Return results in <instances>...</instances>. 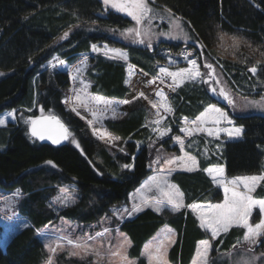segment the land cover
I'll return each mask as SVG.
<instances>
[{
    "label": "trees",
    "instance_id": "16d2710c",
    "mask_svg": "<svg viewBox=\"0 0 264 264\" xmlns=\"http://www.w3.org/2000/svg\"><path fill=\"white\" fill-rule=\"evenodd\" d=\"M151 6L169 9L180 16L194 38L206 47L201 50L193 44L167 42H159L150 52L146 47H128L118 37L131 25V20L125 13L105 9L103 0H0V112L15 110L14 123L0 127V188L20 189L17 210L30 224L4 248L0 245V264H46L50 254L36 235L38 229L58 218L82 226L98 222L111 207L126 204L128 194L153 172L150 165L154 153L159 150L179 153L171 142L180 136L182 118H195L209 103L229 110L208 94L206 84L186 81L167 95L173 111L159 110L163 118L161 126L168 132L157 137L148 123L152 114L148 99H134L140 92L146 94L145 91L126 83V63L90 55L89 67L83 73V81L91 85L89 93L112 101H130L117 104L115 118L106 117L98 125L113 137H120L110 147L93 135L84 117L65 107L62 99L70 84L69 75L43 66L53 55L72 64L79 54L89 52L92 43H106L127 49L129 62L154 77L158 67L166 64L165 55L159 51L177 55L187 49L192 50L202 73L206 71L203 67L206 57L232 88L238 85L247 92L250 85H256V90L264 91V70H258L256 76L247 70L257 60L264 61L258 51L264 50V0H155ZM65 32L69 35L61 39ZM221 34L223 40L218 39ZM233 35L243 41L235 55L230 39ZM201 51L204 57L199 56ZM50 114L58 117L71 133L62 144L54 145L29 134L26 123L29 118ZM232 115L235 125L243 128L240 139L221 142L220 154L207 158L200 151L190 152L197 158L198 168L171 175V181L183 193L185 205L222 198L220 188L204 172L208 165H223L228 177L264 172V116ZM73 139L79 147L72 143ZM198 142L199 148L204 145L203 140ZM125 164L133 167L126 169ZM64 184L76 187V198L67 207L54 211L49 202ZM254 196L264 198V182ZM165 224L176 231L175 243L169 251L171 264H189L196 242L210 238L186 207L174 214L144 209L119 225L130 238L129 255L136 264H147L141 256L142 247ZM242 235V229L233 227L210 241L214 264L227 262L219 259L221 251L244 245L237 244ZM260 246L264 247V243ZM54 264H91V261L64 252L54 257Z\"/></svg>",
    "mask_w": 264,
    "mask_h": 264
},
{
    "label": "snow or ice",
    "instance_id": "6c2138e0",
    "mask_svg": "<svg viewBox=\"0 0 264 264\" xmlns=\"http://www.w3.org/2000/svg\"><path fill=\"white\" fill-rule=\"evenodd\" d=\"M155 0H103L105 9L111 8L117 12L125 13L127 16L131 17L135 21L136 27L126 29V33H134L138 38L134 42L143 44L145 36H150L151 31L149 29L142 30L141 25L147 21L149 25L151 24L152 18H154L155 9L151 6L154 4ZM169 12V31L161 32L159 35L167 36L171 39H178L181 36L185 40L193 39L189 36L181 25L179 18H172L169 9H165ZM163 19V16H161ZM69 35L65 32L61 39L66 38ZM223 34H221L218 39L223 40ZM232 44L231 47L234 49V55L239 52L243 41L238 36L230 37ZM151 47V44L148 45ZM195 46L201 50L206 47V44L202 41L196 40ZM93 52H99L101 49L93 44L91 46ZM259 55L264 57V50H258ZM110 59H124L127 60V53L121 51L120 49L111 48L109 49L107 45L104 46V54L108 55ZM192 53H186L184 59L188 63V67L180 68L177 71H169L167 67H160L157 76L153 77L149 84H152L156 79H160L161 83H165L164 77L171 78V84L168 87L175 91L177 87L183 85L186 81L189 82H201L209 85V90L216 96L223 98L229 106H235V101L232 98L230 92L224 87L217 88L213 85H219V78L216 76L215 67L212 63L207 62L205 57V63L203 65L208 71L202 73L200 71V65L197 59H190ZM210 55V54H209ZM199 56L204 57L203 51L199 53ZM60 65H63L65 61L58 60ZM244 62L247 63V58H244ZM51 64V62H49ZM219 63V61H217ZM82 67H76L74 69L76 75H69L73 80L77 78L78 75L82 74L84 67L86 66L85 61H81ZM264 61L257 60L251 67H248V72L253 76L258 75V70H264L262 68ZM55 66V65H52ZM222 67V65H221ZM131 75V73H130ZM128 83V81H126ZM82 87L80 89L74 90L76 93L74 97L69 98L76 102V106L72 107V111L77 112V107H83L85 111L90 112L92 119L88 120V124L92 126L94 123H99L104 119L103 111L107 109H112L113 118H115V109L112 108L113 104L119 103H130L128 100L124 101H112L107 100L100 96H90L88 95V89L91 86L88 83L81 81ZM83 93V95H82ZM157 97L160 98L158 102L149 101L152 108L157 109V119L152 121V123L159 126L162 121L159 109H163L166 113H171L173 111L171 105L168 103L167 97L162 90L155 93ZM136 98H145L143 92L138 93ZM66 103L69 101L66 100ZM253 106L264 109V100L262 101H249ZM105 105V109L97 111L94 108H90L89 105ZM43 112V110H41ZM9 117H13L12 112L6 114ZM79 115V112H77ZM83 118V117H82ZM185 125L190 124L191 127H183L180 129L185 136H192L194 133H206L207 136L219 139L221 134L229 138H238L243 133V128L235 126L233 120L230 119L228 113L222 108L217 107L214 103H209L202 112L194 120L189 121L187 117L183 118ZM6 121L0 118V125H4ZM26 123L29 125V134L38 140L44 141L49 140L52 144H60L62 140H68L71 133L68 128L61 122V120L55 115H41L36 118H29ZM154 131H159V135L163 137L166 135L165 130H160L159 128L153 129ZM93 135H96L101 140H106L109 144H112L114 140H119L120 137H113L109 132L100 128L93 129ZM176 143L180 144L181 152H184V142L177 136L173 138ZM72 143L79 144L75 139ZM164 163L167 168L160 169V175L152 176L149 181L146 182L142 187L146 188L149 192L155 191L157 195L154 197H148L147 195H141L140 202L134 203L131 209L124 207L120 209L113 210V216L117 220H122L124 216H131L136 212L142 211L145 207H151L154 211L161 212L165 209L169 211L176 212L183 207H187L196 214L197 220L199 221V226L206 233H210V238L201 240L198 243V248L196 255L192 261V264H214L210 257V250L212 249V244L210 241L216 240L221 233H228L233 227H238L243 230L242 237L237 238V244H248L256 245L259 242L264 243V240L259 238L264 237V198H255L252 194L255 192L257 186L264 182V173L259 175L241 176L236 177L231 180L227 179L224 175V168L222 166L209 167L204 169L209 176L212 177L213 182L220 184L223 187L224 199L221 203H192L185 205L183 201V193H181L175 185L168 182L165 173L170 174L174 169L171 167L173 165H178L184 171L192 172L197 167V161L194 156L185 153L182 156L173 157L170 159H165L161 161L159 158L152 163L159 164ZM52 167L56 165L52 161L46 162ZM151 166V165H150ZM124 168L131 170L133 165L125 164ZM241 187L243 190H241ZM70 189L68 187H61L59 192L61 196L56 198L53 203L59 202L62 207H67V201L71 199L68 195ZM75 191V189H71ZM139 191V190H138ZM134 199V197H130ZM258 208L260 214V220L257 223H250V218L253 216V210ZM109 228L105 227L102 232H97L95 236L87 235L86 237H76L73 238L71 235L60 236L57 241L46 244L45 247L50 254L46 264H54L53 256L57 254L58 250H63L65 244L69 246L70 250L68 255L70 257H79L80 259H85L86 257H95L96 259L91 262V264H136L128 258L127 247L131 246V241L120 234L123 238L118 241L115 247H109L107 253H102L101 248L104 246V237L109 233ZM100 239V245L95 246V241ZM174 237L167 232L163 234L162 238L158 239L156 243L147 247L142 255L147 259L148 264H168L166 259L168 247L174 243ZM236 245L232 248L235 249ZM248 252L252 251V248L247 249ZM257 259H264V253L260 254V257L252 256L251 259L242 258L237 264H256Z\"/></svg>",
    "mask_w": 264,
    "mask_h": 264
},
{
    "label": "rangeland",
    "instance_id": "374dc122",
    "mask_svg": "<svg viewBox=\"0 0 264 264\" xmlns=\"http://www.w3.org/2000/svg\"><path fill=\"white\" fill-rule=\"evenodd\" d=\"M153 8L155 9V13H154V18H152V20H151V24L149 25V23L147 21H145L140 26L142 30L150 28V31H151V35L150 36L143 37L144 41H145L143 44L134 42L136 39H138L135 36L134 33H126L125 32L126 29L136 27L135 21H133L131 19V17L127 16L131 20V25H129L127 28H125L124 31H121L122 35L118 37V39L120 41H123L124 45H127L128 47H132V48H135V49L146 47L149 52L159 42L183 43L185 45L186 44L195 45L196 39L193 36V32L185 24L184 20L180 16L175 15L173 13H171L172 18H179V20L181 22V25H182V27L184 29V32H186L193 39L185 40V39H183L182 36L180 38H178V39H171V38H169L167 36L159 35V33H161V32L169 31V12L165 11V9H163V8H157V7H154V6H153ZM161 16H163V19L161 18ZM149 43L151 44V47L148 46ZM93 44L97 45L101 50L99 52H93L92 48H91V46ZM105 45H107V47L109 49H111V48L120 49L121 51L127 53V56H128L127 60L120 59V58H116V59H113V60H120V61H123V62L126 63L125 69H126V74H127L126 81H128L127 84H129V85H131L132 87H135V88H137V87L139 89L142 88V90H144L145 93L147 94V95L146 94L145 95H146L148 101L151 100V101L158 102L160 100V98L157 97L155 95V93L157 91H159V90H162L165 93L166 97L169 94V92L172 91L168 87V85L171 84V78L164 77L165 83H161L160 79H156V81L154 83L149 84L148 82L151 81L153 79V77H149V76L145 75V73H142L141 70H139L138 68L134 67L129 62V60H128L129 59V53L127 52V49L121 48V47L110 46V45H108L106 43H92L91 46H90L89 52L79 54L77 56V58H76V61L74 63H72V64L66 62L59 55L55 54V55H53L51 57V59H49L47 62H45L43 64V66H48L50 69L62 70L64 72H66L68 75H69L70 72L72 73V75H76L74 69L76 67H82L81 61H85L86 62V66H83L84 67V71L87 69V67H89L90 55L99 54V55H102L105 58L110 59L109 56H111V53H109L108 55L104 54V46ZM159 53H160V55H163V57L165 55L164 58L166 59V64H165V66H159L158 67V72H159V68L160 67H167L166 65L170 66V67H167L169 69V71H177L180 68L188 67V63L184 59V56H185L186 53H192V50L183 49L177 55H172V54L166 53V52H164L162 50L159 51ZM130 56H131V54H130ZM56 58H58V60L65 61V63L63 65H60L57 62ZM190 59H196V58L193 55H191ZM49 62H51V64ZM52 65H55V66H52ZM84 71L82 72V74L78 75L75 80H73L71 78V76L69 75L70 84H69L68 88L65 90L64 96H63V99H62V101L64 102L65 107L68 108V109H72V107L76 106V102L74 100L69 99V98H72V97L75 96L76 93L74 92V90L80 89L82 87L81 81H83V73H84ZM200 71L202 72L201 69H200ZM207 71L208 70L206 69V71L204 73H206ZM215 72H216V76L219 78L220 84L219 85H215V82L213 81L212 82L213 85L216 86L217 88L224 87L226 90H228L230 92L232 98L235 101V106L234 107L233 106H229L227 104V102L223 100V98L214 95L209 90V85L206 84L205 85V89L207 90L208 94L211 97H214L220 103L225 104L228 107V109L231 111V113L235 114L237 116L238 115H240V116L249 115V114H256V115H263L264 116V109H261L259 107L253 106L252 104L249 103V101H262V100H264V91L259 92L258 90H256L255 89L256 85L255 86L250 85L251 89H249L247 92L243 91L241 89V87H239L238 85H236L237 88L234 89V88H232L231 86H229L226 83L225 78H223L221 75H219L216 70H215ZM130 73H131V75H130ZM197 82L199 83V81H197ZM84 83H86V82H84ZM250 91H251V93H249ZM87 94L90 95V96H95V95H91L89 93V91H88ZM82 95H83V93H82ZM66 100H68L69 102L66 103L65 102ZM104 106L105 105H103V104H100V105L90 104L89 105L90 108H94L98 112L101 111V110H104L105 109ZM116 106H117V104H113L112 108L116 109ZM216 106L220 107L218 105H216ZM222 109L228 113L230 119L233 120V124L235 125L234 119L232 117L233 115L228 112L229 110L227 111L225 108H222ZM159 110H161V109H159ZM156 111H157V109L152 108V114H151V117H150L148 123H149V125H150L152 130L155 129V128H159L160 130H165L166 134H167L168 129L163 128L161 126V124L159 126H157L156 124L152 123V121H154V120H156L158 118L157 115H156V113H157ZM8 112H12L14 114V116L13 117L7 116L6 114ZM77 112H79V115L84 117L86 119V121L92 119V116H91L90 112L85 111V109L83 107H77ZM77 112H75V113H77ZM161 112H162V110H161ZM103 116H104V119L106 117L112 118L113 117L112 109L104 110L103 111ZM0 118H3L6 121V123L4 125H0V127H4V126H7L10 123H14V121H15V110L14 109H7V110L1 111L0 112ZM195 118L188 119V120L191 121V120H194ZM99 123H101V122H99ZM99 123H94L91 126L92 131H93L94 128H100V127H98ZM186 126L187 127H191L190 124L185 125V123L183 122V118H182L181 125L179 126V130L181 128H183V127H186ZM235 126H238V125H235ZM238 127H241V126H238ZM155 134L157 135V137H161L159 135V131H155ZM179 137L184 142V146H185L184 147V152H181L180 144L176 143V141L174 139H172L171 145H175L177 147L179 153L177 155H175L173 152L166 151V150H164V151L163 150H159L158 152L154 153L155 156L153 155V158L151 160V167L153 169V173H151V175L149 174L148 175L149 177L160 175L161 174L160 173V169L168 167L167 165H165L162 162L159 163V164L152 163L153 161H156L158 158L161 161H163L165 159H170V158H173V157L182 156L185 153H188V154L191 155L192 153H190V152H197V151H200L202 157L207 158V157H210L212 155L218 154V152L220 154V151L222 149V146L220 147V143L221 142L234 141V140H238V139L241 138V136L238 137V138H229V137H226L223 134H221L219 139H215L213 137L207 136L206 133H194L192 136H185V134L183 132H181V131H180V136ZM197 139L198 140H203V142H204V145L203 144L200 145V148H199V142H198ZM103 141L107 145H109L110 147L112 145H114L113 143L109 144L106 140H103ZM171 167L174 170L171 171L170 174L165 173L166 178H167L169 183L171 181V175H172V173L174 171H179V172L184 171L178 165H173ZM184 172H188V171H184ZM262 173H264V172H262ZM259 174H261V173L249 174V175H240V176H236V177L250 176V175H259ZM224 175H225V172H224ZM225 177L227 179H229V180H231L233 178H236L235 176H233V178H231V177H228L226 175H225ZM148 181H149V178L146 181L142 180L143 183L139 184L137 187H135L128 194V201H127L126 204H121V205H117V206L111 207L110 210L98 222H96L94 224L87 225V226H82V225H78V224H76L74 222H70L69 220L64 219V218H58L56 222L47 224V225L41 227L40 229H38L36 231V235L38 236V238L41 240V242L45 246L46 244H50V243H53V242L57 241L60 236L71 235L73 238H76V237L83 238V237H86L87 235L95 236V234L97 232H102L103 229L105 227H107V228H109L110 231L104 237V246H103V248H101V252L106 254L108 249H109V247H113L114 248L115 245L118 243V241L123 238L120 235L121 233L130 240L129 236L125 232H123V231H121L119 229V225L121 223H123L125 220L133 218L137 213L140 212V211L136 212V213H134L131 216H124V218L122 220H117L113 216V210L114 209L124 208V207H127V208L131 209L133 207L134 203H139L140 202L141 195H147L148 197H154L155 195H157V193H155V191L149 192L146 188L142 187ZM214 185L219 187L220 190H221L222 198L220 200L215 201V202H206V203L193 202V203H200V204L213 203V204H215V203L223 202V199H224L223 187L220 184H217V183H215ZM258 186H257V188H258ZM61 187H68L70 189L68 195L71 197V199L69 201H67V204H71L76 198V187L73 184H64ZM73 188L75 189L74 192L71 191V189H73ZM59 189H58L56 195L49 202L50 207L54 211H58L60 208H62V206L59 204V202L53 203L54 201H56L57 197L61 196V193L59 192ZM241 190H243L242 187H241ZM252 195L254 196V193ZM20 196H21V191L18 188H15L13 190H3V189L0 188V245H1L2 248L5 247L6 243L15 234H17L18 232H20L21 230H23L24 228H26V227H28L30 225L29 221L27 219H25L24 217H22L18 213L17 205H18V202L20 200ZM130 197H134V199H130ZM255 198H257V197H255ZM144 209H150V210L154 211L153 208H151V207H145V208H143V210ZM176 212L169 211L168 209H165V210H163L161 212H157L156 211V213H158V214H166V213L174 214ZM192 214H194V213L192 212ZM194 215H195V218H197L196 214H194ZM260 218L261 217H260V214H259V209L256 208V209L253 210V216L250 218V223H253V224L257 223V222H259ZM166 232L171 234L174 237V240H176V231L172 227H170L168 224L163 225V229L160 230L159 233L156 232L158 237L155 238V236H156V233H155L147 242H145V244L142 247L141 256L144 257V259L146 261H147L146 257L144 255H142L144 250L147 247H149V246L153 245L154 243H156L158 241V239L162 238L163 234L166 233ZM259 239L260 240H264L263 238H259ZM203 240H205V239H203ZM199 241H201V240H199ZM199 241H197V242L199 243ZM174 243H172L168 247V250H167L166 259L168 260V264H171L169 262V251H170V249H171V247L173 246ZM198 243H196L194 257H195L196 252H197ZM260 243L261 242L258 241V243L256 245L244 244L241 247H238V248H235V249L231 248V246H230L231 249L229 248L227 250H224V251L220 252V254H221L220 256L221 257L219 259L226 260L227 262H224V264H237V262L240 261L242 258L251 259L252 256L260 257V254L264 253V247L263 246H260L258 248ZM99 245H100V239H97L95 241V246H99ZM248 248H252V251L248 252L247 251ZM129 249H130V247H127L128 258L130 260H132V261H135V259L131 258V256L129 255ZM69 250H70L69 246L65 244L64 249L63 250H58L57 254L65 252L68 255V251ZM210 252H211V250H210ZM57 254H55L53 256V259H54V257ZM85 259H87V260L92 262L96 258L95 257H86ZM192 261H190L189 264H192ZM105 264H106V262H105ZM147 264H148V262H147ZM256 264H264V259H257Z\"/></svg>",
    "mask_w": 264,
    "mask_h": 264
},
{
    "label": "crops",
    "instance_id": "0c3cea01",
    "mask_svg": "<svg viewBox=\"0 0 264 264\" xmlns=\"http://www.w3.org/2000/svg\"><path fill=\"white\" fill-rule=\"evenodd\" d=\"M191 155H192V154H191ZM192 156H194V155H192ZM194 157H195V156H194ZM195 158H196V157H195ZM196 161H197V158H196ZM215 166H222V167H223V165L216 164V165H208L206 168H209V167H215ZM197 168H198V161H197V167H196V169H197ZM206 168H205V169H206ZM223 168H224V167H223ZM196 169H195V170H196ZM175 172H177V171H174L173 173H175ZM204 172H205V171H204ZM151 173H153V172H151ZM151 173H150V175H151ZM173 173H172V174H173ZM205 174L208 176V178L211 180V182H212V184H213L214 182H213L212 177L209 176L207 172H205ZM235 177H236V176H235ZM148 178H150V177L148 176V177H146L144 180L146 181V180H148ZM231 178H233V177H231ZM144 180H143V181H144ZM142 183H143V182L141 181L140 184H142ZM170 184L175 185L176 188L180 191V189L178 188V186H177L175 183H172V181H170ZM214 184H215V183H214ZM214 184H213V185H214ZM215 186H216V185H215ZM180 192H181V191H180ZM181 193H182V192H181ZM192 203H193V202H192ZM192 203H190V204H192ZM202 203H206V202H202ZM186 208H187V207H186ZM187 209H189V208H187ZM189 210L191 211V209H189ZM155 212H156V211H155ZM191 212H192V211H191ZM193 215H194V214H193ZM194 216H195V215H194ZM196 219H197V218H196ZM198 222H199V221H198ZM162 229H163V226H161L156 232L159 233V231L162 230ZM156 232H155V233H156ZM155 233H154V234H155ZM157 233H156L155 238L158 237V236H157ZM154 234H153V235H154ZM168 234H169V233H168ZM153 235H152V236H153ZM152 236H151V237H152ZM151 237H150V238H151ZM150 238H149V239H150ZM149 239H148V240H149ZM148 240H147V241H148ZM147 241H146V242H147ZM196 243H198V242H196ZM144 244H145V243H144ZM194 253H195V251H194ZM193 258H194V254H193V256H192V260H193ZM192 260H191V261H192Z\"/></svg>",
    "mask_w": 264,
    "mask_h": 264
},
{
    "label": "water",
    "instance_id": "95a60500",
    "mask_svg": "<svg viewBox=\"0 0 264 264\" xmlns=\"http://www.w3.org/2000/svg\"><path fill=\"white\" fill-rule=\"evenodd\" d=\"M44 141H47V142L51 143V141H49V140H44ZM65 141H66V140H62L60 144H62V143L65 142ZM51 144H52V143H51ZM56 145H58V144H56Z\"/></svg>",
    "mask_w": 264,
    "mask_h": 264
}]
</instances>
